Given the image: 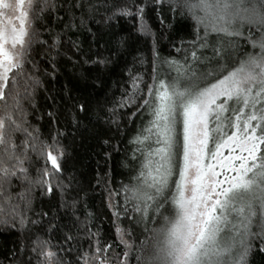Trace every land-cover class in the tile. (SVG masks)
<instances>
[{"label":"snow or ice","instance_id":"6c2138e0","mask_svg":"<svg viewBox=\"0 0 264 264\" xmlns=\"http://www.w3.org/2000/svg\"><path fill=\"white\" fill-rule=\"evenodd\" d=\"M56 7L54 0H0V195L13 177L47 185L51 192L52 178L62 171L63 148L58 149L60 156L53 155L57 136L50 144L32 142L36 137L25 127L20 90L21 78L25 96L40 84L38 78L25 76L32 27L35 18ZM108 7L113 16L136 15L141 33L153 35L144 18L147 3L135 5V13L115 4ZM152 7L161 16L167 8L173 17L179 13L190 18L195 39L180 60L154 55L146 94L143 77L132 76L131 91L118 104H139L133 116L140 114L141 123L129 140L134 174L120 191L109 193V206L117 220L131 213L130 219L143 229L133 235L117 225L115 247L122 246L123 252L111 257L114 245L101 246L96 234L87 250L78 249L76 264H132L133 258L136 264H247L252 240H264V0H152ZM239 38L259 51L239 56ZM209 48L213 55L202 56ZM21 132L26 139L17 145ZM38 147L52 170L46 166L33 181L25 164L29 151ZM20 198L25 199L23 193ZM10 201L11 196L5 197V203ZM256 218L259 233L252 231ZM20 222L23 226V217ZM33 245L34 253L41 249L37 264H65L49 241L38 238Z\"/></svg>","mask_w":264,"mask_h":264},{"label":"trees","instance_id":"16d2710c","mask_svg":"<svg viewBox=\"0 0 264 264\" xmlns=\"http://www.w3.org/2000/svg\"><path fill=\"white\" fill-rule=\"evenodd\" d=\"M54 2L55 11L34 19L31 63L25 65V76L38 78L40 84L31 96H25L21 78L20 90L22 110L27 113L25 127L36 137L32 142L50 144L52 137L57 136L59 143L53 155L60 156L58 149L63 148L59 160L62 171L52 178L51 192L47 185L30 184L23 177H13L10 185L4 184L0 195V264H37L41 249L36 253L32 249L33 241L38 238L49 241L54 246L52 251L59 253L58 258L65 264L68 261L76 264L78 249L82 246L87 250L95 243L96 234L101 246L114 245L109 253L111 257L115 252H123L122 246L115 247L119 243L117 225L125 233L142 232L143 225L132 221L131 213L128 217L122 213L117 220L109 206V193L120 191L121 185L127 184L134 174L133 146L129 140L141 123L140 114L133 116L139 104L129 107L118 104L131 91L132 76L143 77L146 94L147 85L152 82L154 55L159 60H180L185 55L184 49L189 48L188 42L195 39L194 22L190 18L179 13L173 17L167 8L162 16L158 15L152 0ZM145 3L148 7L144 18L153 34L147 36L139 30V17L113 16L114 9L108 7L115 4L135 13V5ZM81 4L82 8L78 6ZM248 31L246 27L245 36ZM252 32L259 37L254 28ZM212 40L215 42V34ZM235 43L239 45L236 54L241 57L259 51L244 38ZM229 54H233L231 49ZM212 55L211 48L202 52V56ZM113 108L116 110L110 111ZM25 139L23 132L18 133L17 145ZM20 151L22 148H18ZM39 151V147L36 152L29 151L30 160L25 164L33 181L46 166L52 170L51 162ZM8 196L11 201L5 203ZM111 203L117 201L113 199ZM119 203L123 207L122 195ZM13 206H18L15 214ZM259 224L256 218L252 226L254 233H259ZM125 239L132 240L133 236L125 235ZM262 249L264 240L257 236L252 240L247 264H264ZM132 264H136L135 258Z\"/></svg>","mask_w":264,"mask_h":264},{"label":"rangeland","instance_id":"374dc122","mask_svg":"<svg viewBox=\"0 0 264 264\" xmlns=\"http://www.w3.org/2000/svg\"><path fill=\"white\" fill-rule=\"evenodd\" d=\"M3 19H4L5 23H6L8 18H7V17H4ZM17 23H18V22H17ZM226 154H227V153H226V150H225V155H226Z\"/></svg>","mask_w":264,"mask_h":264}]
</instances>
